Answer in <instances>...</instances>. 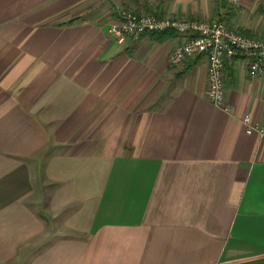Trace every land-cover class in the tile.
<instances>
[{
  "label": "crops",
  "instance_id": "0c3cea01",
  "mask_svg": "<svg viewBox=\"0 0 264 264\" xmlns=\"http://www.w3.org/2000/svg\"><path fill=\"white\" fill-rule=\"evenodd\" d=\"M264 37V0H0V264H264V70L115 43L119 9Z\"/></svg>",
  "mask_w": 264,
  "mask_h": 264
},
{
  "label": "built area",
  "instance_id": "2783aa9c",
  "mask_svg": "<svg viewBox=\"0 0 264 264\" xmlns=\"http://www.w3.org/2000/svg\"><path fill=\"white\" fill-rule=\"evenodd\" d=\"M238 0H231V2ZM172 31L183 35L169 54L171 66H179L186 59L203 55L207 60V100L223 111H229L225 104L223 61L239 57L248 60V75L256 78L264 70V37L247 36L229 28L223 20H199L192 18L158 17L152 14L134 13L121 8L117 19L110 23L107 33L117 44L142 35H157ZM245 132L264 135V125L253 121L249 113L241 117Z\"/></svg>",
  "mask_w": 264,
  "mask_h": 264
},
{
  "label": "rangeland",
  "instance_id": "374dc122",
  "mask_svg": "<svg viewBox=\"0 0 264 264\" xmlns=\"http://www.w3.org/2000/svg\"><path fill=\"white\" fill-rule=\"evenodd\" d=\"M213 20V19H212ZM214 20H223L224 22H225V20L224 19H222V18H215ZM226 23V22H225ZM231 28V27H230ZM234 28H232V30H233ZM235 31H238V30H236V29H234ZM238 32H240V31H238ZM242 33V32H241Z\"/></svg>",
  "mask_w": 264,
  "mask_h": 264
},
{
  "label": "trees",
  "instance_id": "16d2710c",
  "mask_svg": "<svg viewBox=\"0 0 264 264\" xmlns=\"http://www.w3.org/2000/svg\"><path fill=\"white\" fill-rule=\"evenodd\" d=\"M165 33V32H164Z\"/></svg>",
  "mask_w": 264,
  "mask_h": 264
}]
</instances>
